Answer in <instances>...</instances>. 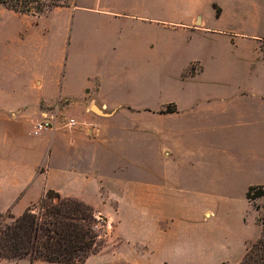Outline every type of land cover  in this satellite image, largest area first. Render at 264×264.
I'll return each mask as SVG.
<instances>
[{"label": "crops", "instance_id": "obj_1", "mask_svg": "<svg viewBox=\"0 0 264 264\" xmlns=\"http://www.w3.org/2000/svg\"><path fill=\"white\" fill-rule=\"evenodd\" d=\"M224 1L264 5V0ZM15 15L33 16L32 24L42 18ZM137 17L133 23L143 28L152 23L149 19L194 31L208 28L194 9L175 19ZM223 35L230 41L238 37L245 48L233 53V59L215 52L189 55L181 74L188 68L193 72L176 82V94L152 95L141 81L104 78L100 70L90 81L89 71L74 69L67 61L71 37L63 40L65 48H58L53 66L23 63L2 70L0 212L17 216L46 189L84 201L107 218L117 238L115 248L124 247L126 264H194L193 246L200 239L197 216L205 220L224 210L248 212L240 234L243 256L260 232L259 209L246 192L250 186L264 187V57H258L264 34ZM136 40L143 46L133 48L139 56L135 61L148 64V58L161 61L176 54L150 45L147 34ZM126 52L117 49L118 56ZM45 117H51L52 127L34 132L33 124ZM70 119L74 125L68 124ZM257 200L264 203V195ZM184 239L192 247L186 254L176 248ZM109 244L106 240L101 251ZM0 264L29 260L0 259Z\"/></svg>", "mask_w": 264, "mask_h": 264}, {"label": "rangeland", "instance_id": "obj_2", "mask_svg": "<svg viewBox=\"0 0 264 264\" xmlns=\"http://www.w3.org/2000/svg\"><path fill=\"white\" fill-rule=\"evenodd\" d=\"M180 1L183 0H1L0 74L2 70L17 68L23 63L40 67L55 65L58 63V48H65L66 45H62L63 40L66 42V38L71 37V44L67 48V61L74 69L84 68L89 71L90 81H94V72L100 70L104 78L113 75V78L126 82L141 81L147 85L148 93L152 95L176 94V82L193 72L192 68H188L181 74L182 63L189 55L202 52L208 55L215 52L220 54V58L233 59V53L240 52L245 45L236 42L238 37L230 41L223 34L248 31L264 34L262 2ZM94 7L109 9L112 12L100 11ZM185 9H194L203 17L208 28L194 31L183 29L181 27L184 25L180 24L169 23V26H164L161 23L165 22L152 19H149L152 23L148 24V28L133 23L134 18H139L137 15L175 19ZM22 12L33 13L42 18L32 24L35 21L33 16L25 18L15 15ZM141 34L148 35V42L153 47L164 46L176 50V54L161 61L148 58V64H145L144 60L135 61L134 58L139 56L134 53L133 48L143 46L136 40ZM21 40L25 41V46L20 44ZM263 47L261 50L258 48L260 58L264 57ZM118 48H124L127 52L118 56ZM20 50L24 52L22 56L25 60L21 58ZM64 57L63 55L62 62ZM120 66L123 69H120ZM194 90L187 88L186 92ZM250 203L259 206L264 204L258 200ZM262 212L261 208L259 216ZM197 217L200 222L197 223L196 232L200 239L195 247L193 246L197 259L194 264H237L243 251L240 241V234L244 229L242 226L248 224L250 213L238 214L237 211L224 210L220 214L205 218L206 221L202 216ZM104 218L105 226L99 239L103 243L83 264H113V258L116 260L114 264H126L125 258L128 257L124 247L115 248L117 238L112 231L110 233L111 227L107 218ZM258 228L261 229L260 224ZM106 240H109L110 244L104 252L101 250ZM176 248L183 254L192 250L187 239L182 240Z\"/></svg>", "mask_w": 264, "mask_h": 264}, {"label": "trees", "instance_id": "obj_3", "mask_svg": "<svg viewBox=\"0 0 264 264\" xmlns=\"http://www.w3.org/2000/svg\"><path fill=\"white\" fill-rule=\"evenodd\" d=\"M263 195L261 185L250 186L246 192L250 201ZM255 208L263 209L257 219L261 229L256 239L246 245L237 264H264V204ZM105 221L84 201L46 189L21 214L0 212V259H28L29 264L34 260L83 264L102 245L99 239Z\"/></svg>", "mask_w": 264, "mask_h": 264}, {"label": "built area", "instance_id": "obj_4", "mask_svg": "<svg viewBox=\"0 0 264 264\" xmlns=\"http://www.w3.org/2000/svg\"><path fill=\"white\" fill-rule=\"evenodd\" d=\"M69 125H74L75 121L70 119L68 122ZM52 127L51 117H45L42 120H38L33 124V131L40 132L44 130H48Z\"/></svg>", "mask_w": 264, "mask_h": 264}]
</instances>
